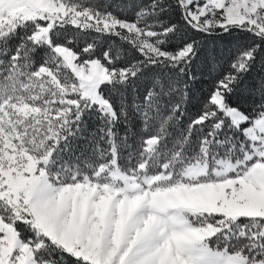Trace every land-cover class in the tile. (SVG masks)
I'll list each match as a JSON object with an SVG mask.
<instances>
[{"label":"snow or ice","instance_id":"snow-or-ice-1","mask_svg":"<svg viewBox=\"0 0 264 264\" xmlns=\"http://www.w3.org/2000/svg\"><path fill=\"white\" fill-rule=\"evenodd\" d=\"M0 264H264V0H0Z\"/></svg>","mask_w":264,"mask_h":264},{"label":"trees","instance_id":"trees-1","mask_svg":"<svg viewBox=\"0 0 264 264\" xmlns=\"http://www.w3.org/2000/svg\"><path fill=\"white\" fill-rule=\"evenodd\" d=\"M98 2H102V3H105V4H120L121 6H123L124 4L128 3V4H131V3H147L148 0H98ZM134 11V9H128L126 14L128 15V18L131 19L132 18V12ZM208 87V84L207 83H204L203 84V88H207ZM99 121H97L95 119V117L93 118H90L89 120V123H88V128H89V131H94L96 126L98 125Z\"/></svg>","mask_w":264,"mask_h":264}]
</instances>
